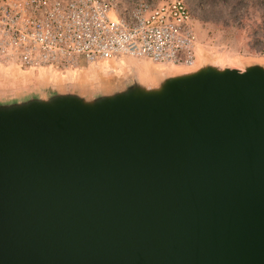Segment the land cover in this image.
Segmentation results:
<instances>
[{"label":"water","instance_id":"obj_1","mask_svg":"<svg viewBox=\"0 0 264 264\" xmlns=\"http://www.w3.org/2000/svg\"><path fill=\"white\" fill-rule=\"evenodd\" d=\"M0 264H264V67L0 102Z\"/></svg>","mask_w":264,"mask_h":264},{"label":"built area","instance_id":"obj_2","mask_svg":"<svg viewBox=\"0 0 264 264\" xmlns=\"http://www.w3.org/2000/svg\"><path fill=\"white\" fill-rule=\"evenodd\" d=\"M128 59L193 67L187 0H0L2 64L65 71Z\"/></svg>","mask_w":264,"mask_h":264},{"label":"rangeland","instance_id":"obj_3","mask_svg":"<svg viewBox=\"0 0 264 264\" xmlns=\"http://www.w3.org/2000/svg\"><path fill=\"white\" fill-rule=\"evenodd\" d=\"M136 1L123 0V5L131 6ZM187 3L197 37V66L190 71L206 64L241 70L250 65L264 67V0H187ZM124 61L97 67L82 62L78 68L65 71H31L0 63V102L53 92L97 94L102 92L105 81L123 87L135 79L141 80L142 68L155 71L159 80L183 69L157 66L147 60ZM81 78L86 86L76 84Z\"/></svg>","mask_w":264,"mask_h":264},{"label":"bare ground","instance_id":"obj_4","mask_svg":"<svg viewBox=\"0 0 264 264\" xmlns=\"http://www.w3.org/2000/svg\"><path fill=\"white\" fill-rule=\"evenodd\" d=\"M196 66H197V63H195V65L193 67H191L190 69H181V68H179L181 70H178L177 72H179V73H188V72H191L190 70H192V68L194 69ZM95 67H97V65H95ZM99 68H101V67H99ZM174 68H178V67H174ZM142 72H143L144 78L141 77L140 81L142 82V84L144 86L153 87V86L158 84L159 79H156V72L155 71L151 70L150 68H142ZM78 81H80V82H78ZM78 81L76 82V84H79V86L80 85H85L86 86V84L83 82L84 80H82V78L78 79ZM121 87H122L121 85L116 84L115 82L105 81L104 82V87H103V89L101 91L102 92H112L113 90H117V89H119ZM84 94L89 95L91 93L84 91Z\"/></svg>","mask_w":264,"mask_h":264},{"label":"crops","instance_id":"obj_5","mask_svg":"<svg viewBox=\"0 0 264 264\" xmlns=\"http://www.w3.org/2000/svg\"><path fill=\"white\" fill-rule=\"evenodd\" d=\"M121 61H124V60H117V61H113V62H118V63H120ZM126 61H124V63H125Z\"/></svg>","mask_w":264,"mask_h":264}]
</instances>
